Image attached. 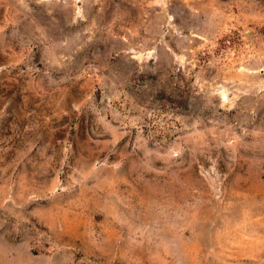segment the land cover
Instances as JSON below:
<instances>
[{"label": "rangeland", "instance_id": "1", "mask_svg": "<svg viewBox=\"0 0 264 264\" xmlns=\"http://www.w3.org/2000/svg\"><path fill=\"white\" fill-rule=\"evenodd\" d=\"M0 264H264V0H0Z\"/></svg>", "mask_w": 264, "mask_h": 264}]
</instances>
